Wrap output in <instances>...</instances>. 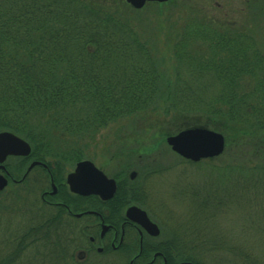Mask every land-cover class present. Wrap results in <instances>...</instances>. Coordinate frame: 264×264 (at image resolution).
<instances>
[{"label": "trees", "instance_id": "trees-1", "mask_svg": "<svg viewBox=\"0 0 264 264\" xmlns=\"http://www.w3.org/2000/svg\"><path fill=\"white\" fill-rule=\"evenodd\" d=\"M170 1L143 9L159 10ZM239 2V10L235 5L228 11L241 23L253 3ZM143 9L136 11L125 0H0V133L20 138L32 159L45 161L58 156L56 139H90L91 131L117 120L171 112L192 120L173 135L205 128L223 136L224 154L200 163H222L229 174L234 168L252 171L238 172L237 188L244 178L264 181V53L247 25L242 31V24L231 22L234 17L211 19L205 3L197 14L190 9V21L171 38L169 73L154 56L156 46L144 41L132 22ZM253 154L259 159L250 160ZM174 155V162L199 164ZM73 156L76 163L87 160L80 152ZM19 198L13 197L14 208ZM31 199L29 192L21 217L11 215L17 210L11 211L10 199L0 201V264H42L48 257L53 264H79L57 238L61 216L44 203L50 212L38 210ZM53 227L57 242L50 239ZM40 229L45 242L30 252Z\"/></svg>", "mask_w": 264, "mask_h": 264}, {"label": "rangeland", "instance_id": "rangeland-1", "mask_svg": "<svg viewBox=\"0 0 264 264\" xmlns=\"http://www.w3.org/2000/svg\"><path fill=\"white\" fill-rule=\"evenodd\" d=\"M235 1L173 0L174 8L171 7L170 1L159 10L155 7L143 9L142 14H134L131 19L132 22L138 23L137 31L142 39L156 46V49H153L155 58L169 73H173L171 60L174 40L171 38L176 37L180 28L190 21L187 15L190 9L196 12L204 3L208 5V16L211 19L215 20L221 16L226 21L228 15L234 17L231 20L233 24H242L243 29L240 30H246L248 27V34L256 39L264 53V0H251L253 6L250 13L248 16L244 14V18L241 17V23L237 21L240 19L239 15L228 11L235 10V5L239 10L240 2L238 5ZM251 14L255 17L250 16ZM191 121L190 118L185 119L171 112L167 115L147 113L145 116L117 120L100 130L91 131L90 139L88 137L75 140L73 137L66 142L63 138L56 139L58 149L53 150V153L58 156L51 155L42 162L47 165L50 173L63 174L65 177L77 164L73 154L80 152L82 157L87 159L83 161L91 162L107 177L116 178L120 186L117 193L120 199L122 197V201L129 200V203L146 211L149 219L163 232L164 238L171 241L172 250L176 255L191 264H264V227L261 226V221L264 222V195L260 194H263L264 188L258 189V184L264 187V181L256 184L257 179L254 177L252 181L244 178L243 186L237 183V188L233 180L239 177L238 172L252 171L234 168L232 172L235 174H229V170L222 166V163L210 166L200 163L201 161L199 164L174 162L176 157L166 141H163V137L173 135L176 129L187 125L186 123L191 124ZM223 154L224 150L221 155ZM252 156V160L259 159L253 154L250 160ZM221 160L225 158L222 156ZM5 164L9 172L14 173L18 163L9 158ZM26 164L21 167L23 171L27 168ZM253 165H249V168ZM59 169H62V173L58 172ZM33 171L27 178L17 180V183H9L0 192V201L10 199L13 202L11 211L17 210V214L11 215L19 214L21 217L28 205L25 199L29 192L32 193L31 200H37L35 204L38 210L40 208L44 213L50 212L41 205L46 200L42 201V194L48 190V179L46 180L44 175L46 171L40 168L43 178L36 181V169ZM12 173L11 176L15 177ZM131 173L135 174L133 179H130ZM15 175L19 179L22 174L18 171ZM17 196L20 201L15 203L14 208L13 197ZM51 203L52 201L49 203L53 207L51 210L57 208ZM59 222L63 233H57L60 245L64 250L74 252V258L79 264L122 263L121 259L118 260L112 254H97L100 257L97 259L90 257L96 252L90 250L85 235L97 239L100 230L93 227L94 222L89 217L74 220L76 225H71V221L67 222L66 219ZM66 223L70 225L66 226ZM53 230L54 227L51 228L50 239L57 242L54 236L56 232ZM42 233L44 234L43 229L38 230L33 238L35 243L27 247L33 249L28 251L42 247L41 243L45 242ZM75 240L76 242H73ZM79 251L87 254L85 259H80ZM47 255L45 253V256ZM42 264H53L52 258L43 259ZM122 264L128 263L124 261Z\"/></svg>", "mask_w": 264, "mask_h": 264}, {"label": "flooded vegetation", "instance_id": "flooded-vegetation-1", "mask_svg": "<svg viewBox=\"0 0 264 264\" xmlns=\"http://www.w3.org/2000/svg\"><path fill=\"white\" fill-rule=\"evenodd\" d=\"M9 158L16 160L18 164L27 163V168L24 171H19L22 174L19 179L15 173L11 172L15 177L11 176L9 168L5 164ZM75 167L72 172L63 177V174L50 173L47 165L42 161L33 160L31 154L27 157L8 155L0 164V175L7 180V184L17 183V180L27 178L36 169V181L43 178L42 173H40V168H43L46 171L44 172L46 180L48 179L46 181V184L48 182V190L42 194V201L46 199L44 204L48 207L51 206L49 205L50 201H52V205L57 206L53 212L54 216H61L57 221L66 219L67 222L71 221V225H76L73 223L74 220L78 221L89 217L94 222L93 227L100 230L97 239L85 235L90 250L95 251L96 254H112L118 260L121 259L122 263L127 261L128 264H191L187 260H177L178 255L172 250L173 244L169 239L164 238L163 232L150 219V222L157 227V235H151L137 224L126 219L125 214L129 208L135 207L143 212L144 210L129 203V200L122 201V197L116 199L120 186L115 179L107 177L102 171L107 178L113 179L115 182L116 189L113 197L102 200L94 195L79 196L72 193L67 185V177L74 172ZM10 178L12 180L9 181ZM144 213L146 214V211ZM148 215L146 214L147 218H149ZM69 225L66 223V226ZM74 230L77 229L74 228ZM80 252H78L80 259H85L86 253Z\"/></svg>", "mask_w": 264, "mask_h": 264}, {"label": "water", "instance_id": "water-1", "mask_svg": "<svg viewBox=\"0 0 264 264\" xmlns=\"http://www.w3.org/2000/svg\"><path fill=\"white\" fill-rule=\"evenodd\" d=\"M169 0H125L126 4L135 10L142 9L146 3H167ZM166 144L171 151L182 159L197 163L201 160L216 158L223 153V136L205 128L185 129L176 135L166 138ZM29 146L14 135L0 133V164L8 155L28 156ZM135 176L131 174V179ZM6 179L0 175V191L6 186ZM67 185L72 193L79 196L94 195L102 200L113 197L115 182L108 179L89 161H82L76 165L72 174L67 177ZM128 221L137 224L151 235H157V227L149 221L146 214L131 207L126 211Z\"/></svg>", "mask_w": 264, "mask_h": 264}]
</instances>
